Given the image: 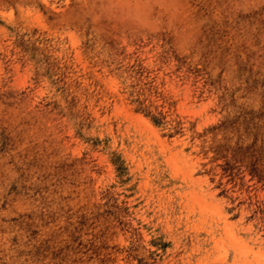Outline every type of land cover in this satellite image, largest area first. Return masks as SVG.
<instances>
[{
	"label": "rangeland",
	"instance_id": "1",
	"mask_svg": "<svg viewBox=\"0 0 264 264\" xmlns=\"http://www.w3.org/2000/svg\"><path fill=\"white\" fill-rule=\"evenodd\" d=\"M0 264H264V0H0Z\"/></svg>",
	"mask_w": 264,
	"mask_h": 264
}]
</instances>
